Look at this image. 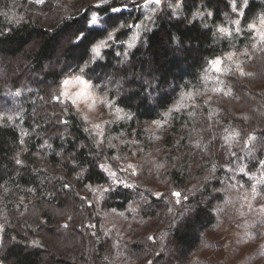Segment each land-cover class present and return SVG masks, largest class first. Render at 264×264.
Instances as JSON below:
<instances>
[{
  "label": "trees",
  "instance_id": "16d2710c",
  "mask_svg": "<svg viewBox=\"0 0 264 264\" xmlns=\"http://www.w3.org/2000/svg\"><path fill=\"white\" fill-rule=\"evenodd\" d=\"M142 1L0 0L1 264H219L203 245L220 246L208 233L233 224L232 193L264 198V176H252L264 159V42L224 77L225 90L187 96L212 58L248 43L216 27L237 5L246 25L264 0H162L127 47ZM22 55L14 70L8 60ZM71 73L126 113L110 127L115 143L56 99ZM119 157L135 159L131 185ZM247 232L234 247L251 251L232 259L264 264V224Z\"/></svg>",
  "mask_w": 264,
  "mask_h": 264
},
{
  "label": "rangeland",
  "instance_id": "374dc122",
  "mask_svg": "<svg viewBox=\"0 0 264 264\" xmlns=\"http://www.w3.org/2000/svg\"><path fill=\"white\" fill-rule=\"evenodd\" d=\"M94 5H96L99 0H91ZM162 3V0H161ZM160 4H156L155 0H143L140 7L144 12V19L137 23L129 38L125 41V45L127 47H131L137 40L140 33L148 27V19L151 15L158 9ZM172 8L175 11L178 10V3L172 4ZM237 16L235 18L228 19L225 23L216 27V31L224 36H227L233 39V36L242 37L246 36V40L248 43L240 44L239 48L235 46L232 47L230 50L212 58L209 62L207 67L202 73L201 77V88H196L193 90V86L188 90L191 91L187 94L189 97H193V91H201L203 92V96H207L210 91L226 89L224 84V77L228 75L233 70H238L239 72H243V63L248 58V54L250 49L254 47L256 43L264 42L260 39L259 32L264 30L262 28L260 21L264 19V13H260L246 25H241L239 23V16L241 11H236ZM93 19H95L96 14L93 13ZM251 25H255V28H252ZM226 29L225 32H221L220 29ZM101 45H103L101 47ZM106 46L105 41H101L94 45L93 52L95 53V49L99 48L100 50ZM215 59L221 60V71L216 72L211 64V61ZM12 68L14 70L18 69L19 64L24 61V56H18L14 59L8 60ZM81 75L79 73H71L66 75L57 91L56 97L63 101H67L70 106L74 109V111L79 115L82 119L83 123L86 125L88 130H90L97 139H101L106 143H115L114 136L110 132V127L116 121L124 119L126 113L120 107L114 105L112 101L107 99L106 97L102 96L97 92L94 88L92 82L85 78L87 81L89 88L83 89L82 86H77L75 84L64 86V80L70 79L73 76ZM67 91L71 93V98H74L76 103L72 104L70 99H66L64 96L61 95L62 92ZM78 92H86L85 95H76ZM185 96L180 99V102L183 101ZM160 123H152L148 127V131H150L155 140L159 139V134L161 132ZM165 135V134H164ZM157 145L160 144V140L156 142ZM134 159V158H133ZM135 160V159H134ZM132 159L124 160L121 157L115 158V163L117 164V169L121 172L124 178V183L126 185H131L133 182L136 181L137 177L135 175V162ZM255 179L261 178L264 176V159L260 161V164L257 168V171L253 173ZM232 199L235 200V218L233 224L229 227L230 220H227V223L224 221V224L220 231H211L208 233V238L212 239L214 243L220 244V246H216L215 248H211L208 245V242L205 243L203 246L206 248L203 251V256L208 259V261L212 262H219V264H237V258L232 259L234 256V251L236 254L246 253L251 251V248H244L239 249L238 251L235 249L234 245L237 240H240L245 234H247V227L256 224L262 223L264 224V198L259 199L253 190H240L238 192L232 193ZM253 251V250H252ZM246 253L243 256H246ZM242 256V257H243ZM1 264V263H0ZM239 264V263H238Z\"/></svg>",
  "mask_w": 264,
  "mask_h": 264
},
{
  "label": "snow or ice",
  "instance_id": "6c2138e0",
  "mask_svg": "<svg viewBox=\"0 0 264 264\" xmlns=\"http://www.w3.org/2000/svg\"><path fill=\"white\" fill-rule=\"evenodd\" d=\"M37 2L42 3L43 0H37ZM111 3H112V0H99V2H98V4H97L96 7L97 8H101V7H104V6L109 5ZM155 3L156 4H160L161 3V0H155ZM244 5L245 6L247 5V0H244ZM238 8H239V5H237L233 10L234 11H237ZM113 11H118V9H115L114 8ZM95 23H96V20L95 19H92V24H95ZM260 24H261L262 28H264V19H261ZM251 27L252 28H255V25H251ZM123 28H125V25H119V29L120 30L118 32H120L121 29H123ZM220 31L221 32H225L226 29L221 28ZM259 35H260V39L262 41H264V30L260 31L259 32ZM112 38L113 37L111 35H109V39L111 40ZM102 46L103 45H101V47ZM94 51H95L96 55L99 56V48H96ZM221 63L222 62H221L220 59H215V60L211 61V64H212V66H213V68H214V70L216 72H220L221 71V68H220ZM80 71H81V73H84L86 71V69L81 68ZM63 83H64V86L65 87L68 86V85L75 84L77 86H82L83 89H85V90L89 88V85H88L87 81L81 75L73 76L70 79H66V80H64ZM85 94H86V92H78L76 95L79 96V95H85ZM61 95L64 96L66 99H70L72 104H75L76 103L75 99L74 98H71V93H69L67 91H64V92L61 93ZM56 99L58 100L59 98L57 97ZM17 163L19 164L20 161H17ZM174 195L177 196V197H179L180 196V193L177 192V193H174Z\"/></svg>",
  "mask_w": 264,
  "mask_h": 264
}]
</instances>
